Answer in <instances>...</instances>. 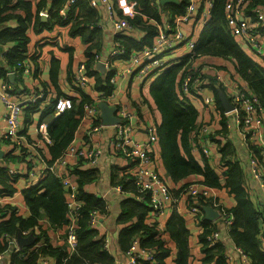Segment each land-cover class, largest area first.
I'll return each mask as SVG.
<instances>
[{"label":"trees","instance_id":"16d2710c","mask_svg":"<svg viewBox=\"0 0 264 264\" xmlns=\"http://www.w3.org/2000/svg\"><path fill=\"white\" fill-rule=\"evenodd\" d=\"M36 3V9L33 10ZM189 0H179L162 5L159 0H136V16L131 21L146 30V36L137 40L133 37L122 36L128 48L141 49L145 45H151L157 33V27L153 21H161L164 11L176 14L185 12ZM258 0L254 1L256 3ZM68 0H0V25L16 18L19 26L16 28L4 27L0 29V43H10L12 47L6 53V65L0 67V76L9 81V70L19 63L26 62V51L30 37L27 34L29 22L33 24L36 31L43 28H52L55 24L69 27L71 35H80L86 43L87 64H93L95 50L98 44L94 42L95 37L101 34L100 28L95 24L97 21V9L92 7L88 0H75L69 6L68 16L64 18L60 10L67 4ZM228 0H214L211 7V16L206 21L202 35L195 49V57L203 55L218 56L225 59L231 58L237 72L242 80L248 83L250 88L259 96L264 105V65L255 60L239 44L230 31L226 19V5ZM49 6V16L46 19L40 15L41 9ZM22 12L25 17L22 16ZM153 20V21H152ZM198 60V59H197ZM191 64L190 55L185 56L176 64H172L159 73L151 82V95L161 113V123L158 125L159 148L167 173L174 179L186 177L191 174H202L203 184L220 188L224 187L236 199V205L231 207L235 215V221L229 232L231 239L240 246L250 258L251 264H264V250L261 248L260 236L264 233V208L256 206L251 199V194L246 186V172L241 160L235 156V147L232 141L226 142L221 148L222 174L218 173L211 164L200 163L192 152L190 133L196 128L198 110L193 102L181 99L179 89L182 76L181 70ZM193 64V63H192ZM20 67V73L22 72ZM106 76L98 71L90 70L95 76L96 89L102 91L103 95L109 96L113 93L114 82L111 81L112 72ZM14 87L16 86L13 84ZM219 109L222 112V131L226 134L228 118L221 107L219 90L213 86ZM72 99L70 109L56 116L48 125V135L52 140L49 150L52 155L49 164L62 157L70 146L75 145V135L84 117H87L85 106L94 102V98L83 91L78 96H69ZM55 104L47 106L46 112L53 113ZM91 128L100 123V119H91ZM9 141V140H7ZM14 149V148H13ZM15 150V149H14ZM27 148H22V154ZM20 153V154H21ZM33 153V152H32ZM122 153V152H120ZM261 159V156H259ZM75 163L68 165L70 177L79 187V198L83 201L81 212L76 220V233L78 236L75 248L72 249L64 234L65 243L53 246L49 240L44 219H47L51 228L66 227L69 223L68 198L66 189L52 172H46L41 179L33 185L22 190L25 203L29 207L30 214L24 216L16 205L0 203V254L7 250L11 238L18 236H34V242L30 246H23L22 252H13L10 255V264H39L40 258L51 256L55 264H114V257L104 245L105 236L91 223V212L99 210L107 211L106 200L93 193L85 192L83 186L97 177V169L84 168V163L90 164L89 160L76 159ZM95 163V162H94ZM36 164V163H35ZM93 164V163H92ZM134 161L126 165L132 167ZM222 167V168H223ZM7 178L0 188V196L13 195L14 177L8 169ZM222 177L225 179L224 186ZM114 185L121 184L124 192L132 195L122 200V213L119 217L120 223L125 226L120 232V242L124 249H128L132 241L139 237L141 246L149 247L155 252L154 262L139 264H168L171 256V248L166 245L162 238L158 223L147 220L150 217L151 206L148 202L136 198L137 188L134 183V175L131 171L123 173L119 179L117 175L112 178ZM10 180V183H9ZM187 181L183 183L185 185ZM182 188L175 191L181 194ZM191 200V198H190ZM206 202L199 200L202 206ZM202 227L199 241L202 244V264H228L226 259L225 242L210 245L209 236L221 229V225L211 222L206 217L197 222ZM167 229L178 243V253L175 264H191L189 246L190 231L186 227L184 217L179 212H174ZM39 230V231H38ZM28 232V235L25 233ZM42 237L44 238L43 240Z\"/></svg>","mask_w":264,"mask_h":264},{"label":"built area","instance_id":"2783aa9c","mask_svg":"<svg viewBox=\"0 0 264 264\" xmlns=\"http://www.w3.org/2000/svg\"><path fill=\"white\" fill-rule=\"evenodd\" d=\"M75 0H68L67 4L60 10V14L67 18L68 9ZM90 5L98 10L103 6L105 9L104 20L106 23L112 24L113 42L112 48L108 54V59L103 61L105 68L112 67L115 60H120L124 65L118 73H133L137 80L146 81L155 79L167 66L171 65L170 60H165L167 54H172L184 48L187 52L181 54L182 58L190 55V61H195V49L198 40H195L193 35L188 36L182 29L184 23H190L193 15L196 14V23L206 22L211 16V7L213 0H204L205 6L201 8L200 0H189L186 10L182 14H176L171 11H164L165 15L161 21H154L157 27V33L151 45H145L141 49H131L128 54V48L124 43L123 37L125 33L133 31L138 25L134 24L133 19L136 14L135 0H118L116 5L112 0H88ZM160 1V0H159ZM203 2V0H202ZM252 0H228L226 5V19L230 31L235 36L239 44L246 45L252 55L259 57L264 61V0H258L254 3L252 14L246 15L245 10L247 5L251 4ZM121 9L119 13L117 8ZM42 17H48L47 10L41 11ZM123 36V37H122ZM102 61V55L97 52L93 58V64L88 66L87 60L80 62L76 68L75 74L71 80L73 87L76 90H86V87L91 86L90 70H100L97 65ZM28 62V63H27ZM29 60L24 64L19 63L18 66L9 70L8 74L17 76L22 71L26 73L31 70ZM131 64L132 67H128ZM187 66V65H186ZM181 70L182 76L179 95L181 99L189 100L196 104H201L203 109H208L217 101L213 86L219 90V95H225L229 104L232 106L230 110H225L224 114L227 120L226 134L218 133L222 131V124L219 129H216L213 122L202 123L198 122L196 128L190 133L192 143V152L194 155L201 156L203 159L212 161L213 153L212 145H215L220 151V148L231 141L232 130L235 129L242 136L250 148V170L251 179L257 181V185L264 189V105L259 96L250 88L247 82L245 84L235 85L234 83L224 79L220 72L213 75H206L200 65L190 64ZM101 71V70H100ZM102 72V71H101ZM106 70L104 71V73ZM117 72V71H116ZM117 75V74H116ZM116 75L112 76L111 81L115 82ZM0 99L5 105V111L0 120V142L3 140H11L13 148L19 154L22 148H27L31 152L38 148L39 143L36 141H28L21 133L20 114L26 109L35 108L39 100H43L47 105H41V108L47 107L50 104H55L53 111L54 115H59L72 106V99L68 95H54L51 90L41 89L29 93L28 90H17L13 82L5 80L0 87ZM111 99V97H109ZM113 104V100L111 99ZM115 107V115L118 121L113 124L116 132L112 139L113 150L127 158L128 164L131 161L135 162L134 167L130 170L134 175V183L137 188L136 198L140 201L148 202L151 206V218H157L166 211L170 201L172 205L176 202L171 192V186L166 181L165 177L160 174V167L157 158V149L159 146V136L154 126L147 125L145 136L137 140L133 137L132 132V114L127 111L124 105L113 104ZM86 114L90 119H100L101 109L95 103L86 104ZM198 110V109H197ZM217 112L222 119V112L217 105ZM199 114V111H198ZM102 122L91 128V131L102 127ZM51 143V138L46 134L44 136ZM122 152V153H120ZM102 150L95 147L83 148L81 146H70L68 151L52 164H46L44 170L41 171L40 177L46 172L54 173L62 181L66 189L68 198L69 223L65 227L67 242L72 249L75 248L78 236L76 233V220L81 212L83 201L79 198V187L77 183L70 177L68 165L70 158H83L89 162H96ZM261 156V159L259 158ZM39 161V159H38ZM222 163V160H221ZM127 164V165H128ZM221 168L223 167L222 164ZM224 170V167L221 169ZM11 174L19 172L18 168L9 169ZM118 190L123 191L122 185H116ZM181 194L189 196L187 208L194 215L196 222L206 217V207H212L218 215L214 219H209L211 222L221 225L229 234L232 225L235 221V215L231 207L225 203L222 192H227L224 187L215 188L201 183L199 180L187 181L183 185ZM191 198V200H190ZM199 200L206 202L202 206L199 205ZM1 203V200H0ZM2 213L0 212V215ZM98 216L99 210L91 212V223L94 225ZM207 218V217H206ZM208 219V218H207ZM155 222V221H154ZM202 228V227H201ZM221 229L215 231L208 238L210 245H216L223 242ZM28 235V232L25 233ZM261 248L264 250V233L260 236ZM108 238L105 236L104 245L108 248ZM17 238H11L6 251L0 254V260L6 256H10L13 252H20L17 247ZM239 257L234 258L232 254L226 253L228 264H247L249 261L248 254L240 247L235 246ZM127 259L124 264H139L140 262H154L155 252L149 247L141 246L139 237L135 238L130 247L126 251ZM10 264V263H8Z\"/></svg>","mask_w":264,"mask_h":264},{"label":"crops","instance_id":"0c3cea01","mask_svg":"<svg viewBox=\"0 0 264 264\" xmlns=\"http://www.w3.org/2000/svg\"><path fill=\"white\" fill-rule=\"evenodd\" d=\"M112 1L118 5V0ZM254 1L256 0H252V3L247 5V9L245 10L246 15L252 14ZM52 2L53 0H50V5ZM199 2L201 4V8H204V0L203 2L202 0ZM33 4V10L35 11V1H33ZM48 9L49 6H46L41 9V11H48ZM117 11L119 13L121 12L119 6ZM97 12V21L95 24L98 28H100L101 34H98L95 37L94 42L98 44V48L95 50L102 55L101 62H103L108 59V54L112 48L113 31L112 24H108L104 20V7L102 6L100 10L97 9ZM164 15L165 13H162L161 18ZM22 16L25 17L23 12ZM46 18L47 17H43V19ZM202 23H204L205 26L206 22L196 23L195 21L193 25L191 22L184 23L182 25V29L185 33H188L190 28H192L191 35H193L197 31L198 26ZM17 26H19V22L16 18H14L3 25H0V29H3L4 27L16 28ZM60 29L64 30L65 34L61 33L57 35ZM26 32L30 37V41L26 51H23L22 53L26 56V59L31 62V70L28 71V73L23 70L21 73H18L17 76H14V81H12V78L9 77V81L16 85L15 87L17 90H28L29 93L45 88L51 90V93H54L56 96L59 94L68 96L80 95L83 91L74 89L71 80L75 74L78 64L87 59V45L83 41L82 37L80 35H71L69 33V27L62 26L60 24H55L52 28H43L39 31H36L32 24V27L28 26ZM146 33V30L137 26L133 31L125 33V36L141 40L146 36ZM11 47L12 45L10 43H0V67L7 64L6 53ZM242 47L255 60L264 65V61L259 59V57L252 55L246 45L242 44ZM184 52H187L185 47L175 52L176 57L170 59V61L181 58V54H184ZM198 61V64L201 65V68L206 75H211V71L214 69L211 67L212 65L218 66L220 70H226L227 72L234 73L235 77L239 76L235 63L231 58L225 59L218 56L203 55L198 58ZM115 64L116 65L112 67L107 69L105 68V73L104 71L101 72L98 70V72L103 76L109 74L108 72H112V76L117 74L114 82V90L111 95L105 96L102 91L96 89V79L92 74H90L93 76L90 79L92 84L84 91L89 93L94 98V103L98 106L102 103H108L111 107H114L113 104H120L121 106L124 105L127 111L132 114L133 137L139 140L146 135L145 129L147 125L154 126L156 130H158V125L161 123V113L151 95V82L154 79L139 81L133 73H118V70H122L124 65L120 62V60H115ZM127 66L132 67L131 64H127ZM224 66L227 67V69L224 68ZM4 81L5 77L0 76V87ZM242 82H244V80H242ZM109 97L113 100V104ZM41 105H47V103L43 100H39L35 108L26 109L20 114L21 133L28 139V141H36L39 143V146L34 153L25 150L24 154H19L13 149V143L11 140H3L0 142V174L2 175L1 177H3L2 180L4 181L7 176L10 175L7 172L8 169H19L18 174L14 175V177H12V175L10 176L13 179L12 184L15 188L13 195L8 194L0 196L1 204L16 205L19 208L20 213L24 216L29 215L30 210L25 203L22 190L37 183L41 171L44 170L45 165L48 164L49 160L52 158L49 150V144H52V140L50 143L44 136H46V134L48 135V125L58 115L46 112L47 107L41 108ZM217 105L218 103L216 101L210 108L203 109L201 104H196L199 111L197 123L213 122L215 128L219 129L221 126V120L220 114L217 112ZM4 111L5 105L0 99V120ZM100 120L104 125L97 130L91 131L92 123L87 114V117H84L76 132L74 141L75 145L83 148L95 147L102 150V153L95 163H84L83 165L84 168H96L98 173L97 177L94 178L93 181L84 184L83 190L100 196L106 200L107 211L100 213L97 222L93 226L98 229L100 234L108 238V251L114 257V264H124L127 259V250L121 245L120 232L125 224L120 223L119 217L122 213V200L132 194L118 190L116 185L112 182V178L114 175H117V178L119 179L123 173H126V171H122V168L128 164V160L113 150L112 139L116 132V128L113 124H105L102 117ZM231 141L232 145L235 147V156L241 160L244 172H246V186L251 194V199L256 206L264 208V189L257 185L258 183L256 180L251 179L250 148L248 147L246 140L240 136L235 129L232 130ZM211 147L213 149V153L211 152L212 161L208 162L211 164L212 168L222 174V168L221 165H219V163L222 164V153L218 151V148L215 145H212ZM194 156L203 165L207 162L201 156ZM157 158L160 163L158 171L165 177L168 184H170L171 192L176 202L172 205V202L170 201L165 212L157 218L148 217L147 220L158 223L160 231L162 230V238L166 241V245L171 248V256L168 258V264H175V258L178 253V243L172 237L170 230L167 229V226L171 221L174 212H179L184 217L186 227L190 231L189 248L191 254V264H202V244L199 241V235L202 232V228L195 221L194 215L187 208L189 196L186 194L180 195V193L175 190L182 187L185 181H201L204 176L202 174H191L176 181L167 173L160 154L159 146L157 149ZM69 161L70 164H72L77 160L75 158H70ZM130 170L131 169H128L127 172ZM224 180L225 179L222 177L223 186L225 183ZM3 181L0 180V188L4 186L2 184ZM225 190L227 191L226 188ZM221 195L225 197L224 201L230 207L236 205V199L233 194H230L229 192H222ZM44 227L46 228L49 240L53 246H60L65 243V226L62 228H51L49 221L44 219ZM221 235L226 244V253L232 254L234 258H238L239 254L235 250L236 244L233 239H231L230 235L227 234L224 229H221ZM32 237L34 239V236ZM43 239L44 238L42 237L41 240ZM16 246L19 247L20 252H22L23 247L18 243ZM8 263H10V256H6L0 260V264ZM39 264H55V259L51 256H44L40 258ZM247 264H251L250 258Z\"/></svg>","mask_w":264,"mask_h":264},{"label":"water","instance_id":"95a60500","mask_svg":"<svg viewBox=\"0 0 264 264\" xmlns=\"http://www.w3.org/2000/svg\"><path fill=\"white\" fill-rule=\"evenodd\" d=\"M178 1L179 0H160V3L164 5L170 2H178ZM97 66L101 71H104L105 65L103 62H99ZM14 76L15 75L12 73L9 74V77L12 78V81H14ZM220 100L225 110H230L232 108V106L229 104L225 95H220ZM99 107L101 109L102 120L105 124H114L118 121V117L115 115L114 107L109 106L108 103H102L101 105H99ZM205 210H206V217L208 219H214L218 215V212L212 207H206ZM17 241H18V244L23 247V246L32 245L34 242V239L32 236H21L20 235L17 237Z\"/></svg>","mask_w":264,"mask_h":264},{"label":"rangeland","instance_id":"374dc122","mask_svg":"<svg viewBox=\"0 0 264 264\" xmlns=\"http://www.w3.org/2000/svg\"><path fill=\"white\" fill-rule=\"evenodd\" d=\"M196 14L197 13H195L194 15H193V17H192V19H191V23H192V25L195 23V21H196ZM29 27H32V23L31 22H29V25H28ZM203 29H204V23H202V24H200L199 26H198V28H197V31L195 32V34H194V38H195V40H199V38H200V36H201V34H202V31H203ZM65 34V31L64 30H62V29H60L59 31H58V34L57 35H59V34ZM188 36H190L191 34H192V28H190V30L188 31ZM176 57V54L175 53H172V54H167L166 56H165V60H170V59H173V58H175ZM28 60V59H27ZM26 60V61H27ZM180 58L178 59L177 58V60H172V61H170V64L172 65V64H176V63H178V62H180ZM191 63H193L194 65H200V64H198L199 63V61L196 59L194 62L193 61H191ZM201 66V65H200ZM229 66V65H228ZM167 67H169V66H167ZM211 67H213L214 69L211 71V75H213V74H215V73H217V72H220V74H221V76L224 78V79H226V80H228V81H230V82H232V83H234L235 85H243V84H245L244 82H242V79L240 78V76H238V77H235V74L234 73H231V72H227L226 70H220L219 68H218V66H212L211 65ZM224 68H226L227 69V67H225L224 66ZM74 88V87H73ZM87 88V87H86ZM75 89V88H74ZM4 114V113H3ZM2 119V118H1ZM124 167H126V166H124ZM122 168V171H126L127 172V170L128 169H132L134 166H132V167H127V169L126 168ZM263 192V191H262ZM226 193H228V191L226 192Z\"/></svg>","mask_w":264,"mask_h":264},{"label":"clouds","instance_id":"9594fccd","mask_svg":"<svg viewBox=\"0 0 264 264\" xmlns=\"http://www.w3.org/2000/svg\"><path fill=\"white\" fill-rule=\"evenodd\" d=\"M170 66V65H169ZM94 103V102H93Z\"/></svg>","mask_w":264,"mask_h":264}]
</instances>
